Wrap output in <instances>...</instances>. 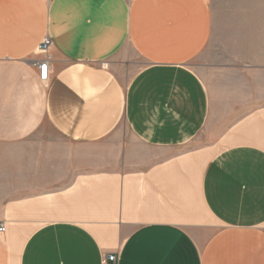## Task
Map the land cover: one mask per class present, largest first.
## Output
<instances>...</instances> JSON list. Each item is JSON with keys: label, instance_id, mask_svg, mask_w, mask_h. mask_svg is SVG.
Returning a JSON list of instances; mask_svg holds the SVG:
<instances>
[{"label": "crops", "instance_id": "obj_1", "mask_svg": "<svg viewBox=\"0 0 264 264\" xmlns=\"http://www.w3.org/2000/svg\"><path fill=\"white\" fill-rule=\"evenodd\" d=\"M0 223V264H264V0H0Z\"/></svg>", "mask_w": 264, "mask_h": 264}, {"label": "built area", "instance_id": "obj_2", "mask_svg": "<svg viewBox=\"0 0 264 264\" xmlns=\"http://www.w3.org/2000/svg\"><path fill=\"white\" fill-rule=\"evenodd\" d=\"M51 45V38L49 36H45L37 45V53L43 55L42 58L36 61L37 69H38V77L41 81L47 79L48 67H49V54L48 49ZM5 225L4 223H0V233H4ZM104 263L116 264L117 255L115 253H108L104 256Z\"/></svg>", "mask_w": 264, "mask_h": 264}, {"label": "rangeland", "instance_id": "obj_3", "mask_svg": "<svg viewBox=\"0 0 264 264\" xmlns=\"http://www.w3.org/2000/svg\"><path fill=\"white\" fill-rule=\"evenodd\" d=\"M119 128H120V129H125V127H124V126H120Z\"/></svg>", "mask_w": 264, "mask_h": 264}]
</instances>
